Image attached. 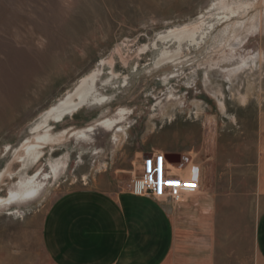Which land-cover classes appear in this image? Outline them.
<instances>
[{
    "label": "rangeland",
    "instance_id": "374dc122",
    "mask_svg": "<svg viewBox=\"0 0 264 264\" xmlns=\"http://www.w3.org/2000/svg\"><path fill=\"white\" fill-rule=\"evenodd\" d=\"M217 1L0 0V195L6 196L21 176L46 174L35 200L0 209V264H56L44 234L55 202L79 188L132 192L143 178L146 155L168 151L191 155L198 168L202 164L203 189L217 206L216 216L200 224L182 208L200 198H168L175 241L165 264H264L258 249L264 212V61L240 63L245 69L234 87L215 65L221 47L209 39L189 45L176 61L157 63L165 46H154L159 34L202 18ZM238 1L258 2L264 13V0ZM244 41L239 44L244 57L264 54V27L250 30ZM145 45L150 47L142 50ZM96 69L102 71L98 93L109 101L85 105L64 122L51 120L40 130L48 127L58 134L83 128L129 107L133 114L124 140L115 146L103 128L88 142L68 137L43 145L39 160L27 166L15 162L12 175L2 179L17 150L43 124L46 110ZM207 72L214 89L205 88ZM170 90L182 97V106L167 101ZM214 91L223 92L226 112ZM66 156L67 167L56 175L50 162Z\"/></svg>",
    "mask_w": 264,
    "mask_h": 264
},
{
    "label": "crops",
    "instance_id": "0c3cea01",
    "mask_svg": "<svg viewBox=\"0 0 264 264\" xmlns=\"http://www.w3.org/2000/svg\"><path fill=\"white\" fill-rule=\"evenodd\" d=\"M202 172L201 164L200 181ZM206 185L199 182L193 193L200 201L182 205L185 216L200 224L216 216V198L204 191ZM246 188L250 190V177ZM172 207L168 199L127 190L75 189L49 210L44 226L46 247L56 264H165L175 241ZM258 238L264 259V212Z\"/></svg>",
    "mask_w": 264,
    "mask_h": 264
},
{
    "label": "bare ground",
    "instance_id": "6f19581e",
    "mask_svg": "<svg viewBox=\"0 0 264 264\" xmlns=\"http://www.w3.org/2000/svg\"><path fill=\"white\" fill-rule=\"evenodd\" d=\"M258 5V2L242 3L238 0H218L202 18L169 28L165 33L159 34L155 41L156 43L154 46L156 47H159V42L165 45L160 49L157 63L163 64V62L168 63L176 61L184 56L186 47L192 44H202L203 41L206 42V40L209 39L211 40V44L217 43L219 47H221L222 58L217 60L215 65L227 76L234 87L238 81L239 74L245 69L244 65L239 66L240 63L248 65L249 59H251L252 64H257L259 61L263 63L264 61V54H262V52L256 55L254 54L255 56L250 55L251 57H244L245 54L243 55L239 48V44L249 37L250 30L259 29L261 31L264 27V13L257 9ZM249 7L251 11L248 12L247 10ZM254 10L258 11L252 13ZM172 45H174V47H172ZM149 47L150 46L145 45L142 50ZM235 60H237V62ZM234 61L236 64H234ZM262 63L260 65H262ZM225 64H228V66H225ZM101 73V69H96L82 77L75 89L68 91L62 98L46 110L43 124L37 123L39 125L35 127L37 130V132L34 131L36 133L35 136L23 142L20 149L17 150L14 160H11L12 162L9 163L7 171L5 170V173L1 175L2 179L12 175V167L15 162L22 161L23 164L27 166L32 160H39L43 145L63 142L65 139L69 140L68 137L84 139L88 142L93 139L92 135L98 128H103L111 133V140L115 146H118L124 140L128 135L127 123L133 114V111L129 107H120L116 114L98 119L93 124L83 128H74L71 131L65 130L58 134H54L52 129L48 127V129L46 128L44 131L40 130L43 128L44 124L49 123L51 120L55 122H64L67 116L74 115L85 105H103L109 101V97L98 93L97 83ZM112 75L116 76L114 71ZM209 75V72L205 74V88L214 89L210 86ZM175 94L173 90H170L166 95L167 101H173L182 106V97ZM212 94L218 96V105L222 112H226L223 92L214 91ZM240 101H246V96L240 95ZM157 105L161 111H165L166 105L163 104L162 100L157 101ZM157 113H153L152 117ZM101 153L102 150L94 152V154L97 155ZM67 163V156L50 162L51 168L56 175L67 167ZM196 171V167L191 168L189 175L196 176ZM20 174H22V172ZM42 175L46 174L43 171H38L33 176L22 177L20 175L21 180L17 183L18 185L11 188L6 196L0 195V209L35 200L39 195L40 189L45 185L42 180H40Z\"/></svg>",
    "mask_w": 264,
    "mask_h": 264
},
{
    "label": "built area",
    "instance_id": "2783aa9c",
    "mask_svg": "<svg viewBox=\"0 0 264 264\" xmlns=\"http://www.w3.org/2000/svg\"><path fill=\"white\" fill-rule=\"evenodd\" d=\"M177 159H168L165 153L147 155L143 163V178L134 182L132 192L183 202L186 195L199 189V168L193 164L191 155H182L179 161ZM195 167L196 176H190V169Z\"/></svg>",
    "mask_w": 264,
    "mask_h": 264
},
{
    "label": "water",
    "instance_id": "95a60500",
    "mask_svg": "<svg viewBox=\"0 0 264 264\" xmlns=\"http://www.w3.org/2000/svg\"><path fill=\"white\" fill-rule=\"evenodd\" d=\"M147 155H149V154H147ZM147 155H146V156H147ZM174 156H177V158L180 159V155H179V154L167 153V155H166V157H167L168 159H170V157H174Z\"/></svg>",
    "mask_w": 264,
    "mask_h": 264
}]
</instances>
